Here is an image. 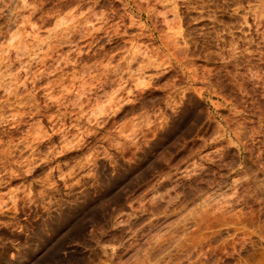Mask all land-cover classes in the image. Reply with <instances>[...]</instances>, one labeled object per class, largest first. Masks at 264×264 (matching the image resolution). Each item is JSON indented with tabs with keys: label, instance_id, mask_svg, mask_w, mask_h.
<instances>
[{
	"label": "rangeland",
	"instance_id": "374dc122",
	"mask_svg": "<svg viewBox=\"0 0 264 264\" xmlns=\"http://www.w3.org/2000/svg\"><path fill=\"white\" fill-rule=\"evenodd\" d=\"M0 264H264V0H0Z\"/></svg>",
	"mask_w": 264,
	"mask_h": 264
},
{
	"label": "bare ground",
	"instance_id": "6f19581e",
	"mask_svg": "<svg viewBox=\"0 0 264 264\" xmlns=\"http://www.w3.org/2000/svg\"><path fill=\"white\" fill-rule=\"evenodd\" d=\"M4 19V18H3Z\"/></svg>",
	"mask_w": 264,
	"mask_h": 264
}]
</instances>
